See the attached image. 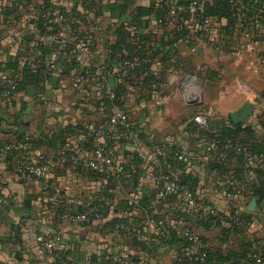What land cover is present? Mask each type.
<instances>
[{"label":"crops","instance_id":"0c3cea01","mask_svg":"<svg viewBox=\"0 0 264 264\" xmlns=\"http://www.w3.org/2000/svg\"><path fill=\"white\" fill-rule=\"evenodd\" d=\"M3 6L0 0V62L17 64L20 69L24 65L32 72L41 70V80L10 100L0 96V264H55L36 237L57 232L63 235L62 250L81 257L78 264L89 259L83 238L96 245L131 244L126 237L112 242L101 229L85 232L80 223L68 220L71 215L86 213L104 190L109 193L108 205L118 216H132L128 222L132 229L144 225L148 230L143 220L151 215L184 238L186 232L197 234L208 250L204 264H249L244 256L252 238L264 250V201L257 200L258 191L259 197L264 194V163L219 172L206 154L207 137L193 122L196 115L206 116L209 131L214 132L235 125L236 120L240 123L235 126L249 130L251 138L264 144V18L260 12H249L247 39L254 48L238 53L236 42L242 29L237 22L213 16L207 32L197 17L182 12L180 32L174 25L160 23L162 12L154 0H27L14 28L9 27ZM50 8L63 10L85 41L74 40L61 30L47 32L45 24L40 27L39 14ZM139 9L151 15L140 18L141 30L132 26L129 33L138 32L135 43L156 55L147 71L130 74L111 57L110 46L117 40V29L130 24ZM84 42L93 45L89 63L67 67L60 52ZM85 67L104 71L105 84L118 93L131 118L134 141L126 135L112 148L107 138L90 137L105 128L108 117L100 105L98 88L90 83L74 84ZM75 128L83 131L75 134ZM98 145L124 166L125 173L93 172L59 162L69 154L92 158ZM7 146L11 153L6 154ZM177 153L188 156L189 164L177 162ZM22 157L47 165L49 175L39 181L22 180L12 165ZM167 173L197 182V210L186 207L179 197L160 202L159 179ZM229 176L247 186V200L238 198L235 203L244 205L243 216L253 224V236L226 226L206 225V215L198 211L207 206L227 211L228 202L213 194L212 188L217 178ZM15 228L22 237L19 247L10 244ZM155 243L146 246L153 247L158 264H189L199 253L185 241ZM121 253L123 259L128 258ZM132 253L144 256L140 249Z\"/></svg>","mask_w":264,"mask_h":264},{"label":"built area","instance_id":"2783aa9c","mask_svg":"<svg viewBox=\"0 0 264 264\" xmlns=\"http://www.w3.org/2000/svg\"><path fill=\"white\" fill-rule=\"evenodd\" d=\"M4 6L1 10L3 13L8 12L9 20L13 23L16 22L15 15L19 11L21 5L25 4L26 0H3ZM158 4H160L161 9L163 7L166 8L164 13V20L169 23V25H174L177 20V8L175 3L168 0H154ZM232 2V0H229ZM204 0H192V3L188 7L189 14L191 16L197 17L200 21L203 20L204 14ZM252 3V4H251ZM252 7H258L264 10V0H251L250 2ZM249 10L237 6L235 8V19L236 22L242 29V32L236 42V51L238 53L248 52L254 48V45L248 41L247 30L251 25ZM47 24L48 25H61V31L67 33L71 36H74V32L71 30L70 26L66 22V19L63 15H55V17H48ZM209 20L206 19L205 22ZM162 21H160L161 23ZM206 24V23H205ZM208 26L204 27V31H210ZM74 40L77 38L74 36ZM66 49V47H64ZM193 52L196 51L195 48L192 49ZM62 60L65 62L74 61L78 66L84 67L91 60V47L87 43H80L72 52L63 53ZM150 60L144 61V64H149ZM124 67H126L129 71L133 72L138 70L141 67V64L138 62L125 61ZM91 77L98 78V81L95 83V87L101 90L103 95V100L100 101V105L102 107L108 108V124L104 130L96 131L90 137L95 138H107L110 142L112 148H117L122 140L124 139L125 133H129V138L134 141L135 137L132 135L133 125L131 118L128 112L122 107L116 105V93L110 87L105 84L104 73L100 69L96 70H88L85 69L80 75H78L74 79L75 86H80L85 83ZM18 84L15 80H11L9 83V89L4 94V98L6 100H10L17 92ZM193 122L204 132L209 130L210 120L208 117L203 115H196L193 118ZM5 152L11 153L12 149L10 146L5 148ZM206 154L208 157H212L217 159L218 162L221 163H237L239 159H243L245 164H253L258 161L264 163V155L252 154L249 152L247 146L243 143L232 144L229 141L223 150H220L219 147L208 144L206 148ZM178 161L183 164L188 165L190 159L185 154H178ZM59 162L63 166H73L79 168H86L93 172H100L101 170H105L106 172H111L114 170L116 173L123 174L124 166L121 164H117L112 158L108 157L104 150L99 146L93 152V157H81L76 154H71L70 156H63L59 159ZM15 171L20 175L22 180L24 181H39L45 179L49 173V167L45 164L33 163L25 158H21V160L14 166ZM214 188H212L213 194L222 198L226 202H228L229 207L225 212H219L216 209L207 206L203 209L204 213L207 217V221L211 217H217L218 215H223V217L227 219H233V224L241 227L245 231V233L253 236L254 234V226L253 224H241V216L243 215L244 205H236V199H240L241 201H246L247 198L245 196V192L247 191L246 184H242V186L235 185L233 180L230 178H217L214 182ZM182 189L179 184L172 180L170 177H165L162 184L159 188L158 197L160 200H165L169 195H178L180 199L185 204L186 207L190 209H197L198 205L196 202V195L190 192L181 193ZM54 201L58 200L57 196L53 197ZM94 212L99 211H90L84 214L73 215L68 218L69 221L75 223H88L90 220V215ZM211 214V215H210ZM99 218L98 216H96ZM223 223V221H221ZM166 230V225L164 221L157 222L154 226L149 225L148 230H138L136 228H130L129 226L123 224L117 226L114 230L115 239L119 240L121 237H126L129 240H138L144 241L147 235L154 234L159 236V234L163 233ZM149 233V234H147ZM186 236L188 240L196 246V248L200 251L204 248L202 239L192 232H186ZM15 242V239L13 240ZM108 241V239H107ZM250 241H254L252 238ZM36 242L40 246V248L53 260H57L60 257V253L62 252V234L55 233L51 235H38L36 237ZM18 246L19 245H15ZM248 259L254 264H264V256L262 254L261 249L257 244H253L249 250ZM197 261L204 264L205 262V254L200 255L197 258ZM114 264H134L130 263H119L118 259H114Z\"/></svg>","mask_w":264,"mask_h":264},{"label":"trees","instance_id":"16d2710c","mask_svg":"<svg viewBox=\"0 0 264 264\" xmlns=\"http://www.w3.org/2000/svg\"><path fill=\"white\" fill-rule=\"evenodd\" d=\"M168 1L172 2V0H168ZM204 1L205 2H204L203 20L200 21L197 18L199 20V22L201 23V28H204L205 26H208L210 28V21L205 22V20L206 19L209 20L210 17H213V16L224 17L225 19L230 20L232 22L231 24H235L236 19H235L234 14H235V8L237 6L244 7L246 9H248L249 11L257 10L258 12H260V16L262 18H264V10H262L261 8H258V7H252L251 6L252 3L250 4L251 0H247L246 3L242 2V1H238V0H232V2L229 0H204ZM26 2H27V0H26ZM26 2H25V4H26ZM174 2L176 3L175 5L177 8V16H176L177 20H176V23L174 24V26L179 28L181 30L180 32H183V28L180 26L179 19H180V16L182 15V12L189 14L188 7L192 3V0H175ZM155 3H156L157 8H159L158 12L159 11L162 12L161 13L162 16H161L159 21H162L161 24H169L167 21L164 20V13L163 12L166 10V8L163 7L161 9L160 4H158L157 2H155ZM25 4L21 5V7L19 8V11L15 15L16 22H19V19H20L21 13H22V9L24 8ZM59 14L63 15L65 17L66 22L70 26L71 30L74 32L73 35L77 38V41H80V42L85 41L82 39L81 34H79L77 26H75L74 23L71 22L69 16L63 10H59L56 12L55 10H52L51 8L46 9L44 12H41V14H39L37 22H38L40 27H42V25L45 24V29L47 30V32H53L55 30H61V28H62L61 25H59V24L48 25L47 19H46L48 17L53 18V17H55V15H59ZM137 14H138V16H135V15L132 16V21L130 24H123L117 29V31H116L117 40L112 46H110L111 57L113 59L118 60L123 68H126V67H124L125 61L138 62L139 64H141V67L138 68V70H135L133 72L129 71L126 68L127 72L130 74H137V73L142 74L145 71H147L151 65V62L149 64H144V61H146V60L152 61L156 55V53L153 52V50H150V48H147L146 46H143V45L140 46L137 43H135V39L138 38V36H139L138 32H136L134 35L129 33V29L132 26L135 27V29H137L138 31L141 30L144 27V25L139 23L140 18H142L145 15H151V12L144 10V9H139ZM3 15L6 16L7 21L10 22L9 27L14 28L15 27L14 23L9 20L10 14L8 12H5ZM157 17H158V15H157ZM84 43H87V42H84ZM87 44H89L91 47V56H92L93 45L90 43H87ZM74 49L75 48L66 47V49H64L60 52V59L62 60L63 53H70ZM66 66L71 68V69L78 67V65L74 61L67 62ZM21 68L22 69H20V66L17 64H16V66H8L6 63L0 62V96H4L5 92L8 91L9 83L12 79L15 80L18 84L16 93L25 90L27 86L34 85L41 80V70H38L37 72H32V70L28 69L27 66H24V65L21 66ZM13 69H14L15 73L13 75L11 73L8 74V71H10V70L13 71ZM85 69L96 70V69H90V68H86V67H85ZM104 77H106L105 74H104ZM97 81H98V78L91 77L90 79L87 80V82H85L83 84L90 83L92 85H95V83ZM97 91L99 92L100 97H101L100 101H102L103 100L102 92H101V90H97ZM116 97H117L116 101H115L116 105L122 106V104L119 100L118 93H116ZM103 101H105V99ZM103 109L106 111L107 117L109 118L108 108L103 107ZM107 124H108V121H107ZM107 124H106V126H107ZM81 129L82 128H75L72 130V132L76 134L77 132L79 133V131L82 132L83 130H81ZM201 132L203 135H205L207 137L206 141L208 142V144L210 143L212 145H215V146L219 147L220 150H223L225 145L229 141H231L232 144H236V143L245 144L247 146L249 152L252 154L264 155V144L262 142H259L258 140L254 139V138H251L250 134H249L250 131L247 129H242L241 126H235L231 123L228 127L222 126L221 128H218L214 132H210L209 130L205 131V132L203 130H201ZM126 135L129 136V133H125L124 138ZM24 142L29 143L28 141H24ZM90 144L91 143H89L88 145H90ZM207 146L208 145H206V148H207ZM99 148H100V146H99ZM96 149H97V146L93 148L92 152H94ZM178 154H180V153H177L175 155V159L177 162L183 164L182 162L178 161V159H177ZM70 155L71 154H69L67 156H70ZM208 159H209L210 163L213 165L212 167L221 173L222 172H228L229 169L232 167H236V166H240L242 164H245L243 159H239L237 161V163H233V162L221 163V162H218L217 159H214L212 157H208ZM19 161H20V159H18L16 163L13 162V164H12L13 169H14V166L16 164H18ZM259 162L260 161H258V163ZM260 163H263V162H260ZM253 164H255V163H253ZM14 171H15V169H14ZM123 173H125V168H124ZM19 177H20V175H19ZM165 177H170L172 180H175L182 189L181 193L190 192V193H193L196 195V189L198 188V185H197V182L194 181L191 177L184 175L181 178H177L174 175L169 174V173L162 174L160 176V179H159V187L162 184ZM229 178L231 180H233L235 185L237 184L239 186H242L243 183L239 182L237 180V178L232 177V176H229ZM259 192L260 191H258V193H257V195H258L257 200L260 203V202L264 201V194H261V196L259 197ZM245 195H246V192H245ZM100 197L101 198L98 199L97 202L93 203L87 209L86 213L90 212L91 210L92 211H99V212H94L93 214H91L90 220L88 223H80V224L82 225V229L85 232L86 231L87 232L96 231L98 229H101L102 232L103 231L105 232L104 236L109 235V238L112 239V242H116L117 239H115V235H114L115 228L117 226H120L123 224L128 226V222L132 216H129V215L118 216L117 210H113V208L108 205V203H109L108 202L109 201L108 191L104 190V193ZM172 197H179L180 198V196H178V195H169L165 200H160V199L159 200H160V202H166L168 199H170ZM197 205H199L198 202H197ZM197 209H192V210H197ZM199 209L200 210H198V211H200L201 213H204L203 209H205V208H202V209L199 208ZM29 215H30L29 217L32 218L33 212L30 213ZM96 216H98L99 218H97ZM143 221H146L147 225L154 226L157 222L163 221V220H159V219H157V217L147 215V217ZM221 221H223V223H221ZM233 221H234L233 219H227L226 220L223 217V215H218L217 217H211L207 222H205V224L209 225L211 227H216V226L230 227V229H234L235 232L243 234L245 231L242 229V226L239 227V226L234 225ZM249 223H250V221H248L246 219V217L242 215L241 216V224L246 225ZM139 225H140V223H139ZM165 225H166V230L163 233L159 234V236H156L154 234H152V235L150 234V235L146 236L144 241L131 240L132 241L131 244H127V245H125V244H123V245H121V244L111 245V244H107V243H103L101 245H96L92 240H88L86 238H83L82 241L84 242L86 249L88 248L87 250H88V258L89 259L86 261V264H114L115 258L118 259L119 263H130V262H132L134 264H158V261H156V256H155V252H154L153 247H149L146 245L155 243V241H158V243L159 242L160 243H162V242L168 243L170 245L176 243L177 241L183 242V243L185 241L187 244L191 243L188 240V238H184V236H180V234L178 233L177 230L176 231H170L166 222H165ZM143 227H144V225H140V226H137L135 228L143 231L144 230ZM57 233H59V232H57ZM14 239H15V242L13 241ZM106 239H108V236ZM62 243H63V235H62ZM202 243H203V241H202ZM10 244H12V245H21L22 244V237H21V234H20V231L18 228L14 229V231L11 235V238H10ZM253 244L258 245V243L255 240L254 241L248 240L247 251H246L245 256H244L245 261L248 262L249 264H254L253 262H251L248 259L249 250ZM155 245H156V243H155ZM203 246H204V248L201 249L197 255H195L191 258L189 264L190 263L191 264H202V263L197 261V258L202 254H205V262H207L208 250H207L206 246L204 245V243H203ZM259 248L261 249L262 254L264 256V250L260 246H259ZM133 249H140L142 252V255H144V256H141V255L135 256V254L132 253ZM61 250H62V248H61ZM121 252L127 253L128 258L123 259ZM85 259H86V256H85ZM80 261H81V257H78V255L76 253H74V251L62 250V252L60 253L59 259L55 260V264H78ZM178 264H184V263H178Z\"/></svg>","mask_w":264,"mask_h":264},{"label":"water","instance_id":"95a60500","mask_svg":"<svg viewBox=\"0 0 264 264\" xmlns=\"http://www.w3.org/2000/svg\"><path fill=\"white\" fill-rule=\"evenodd\" d=\"M245 109H248V110H249V109H250V106H245ZM239 123H240V122L234 120V124H235V125H237V124H239Z\"/></svg>","mask_w":264,"mask_h":264}]
</instances>
